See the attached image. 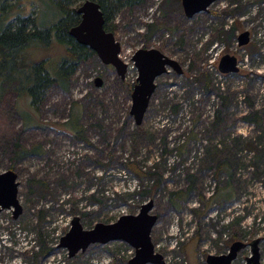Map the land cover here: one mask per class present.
Returning <instances> with one entry per match:
<instances>
[{"label": "rangeland", "instance_id": "374dc122", "mask_svg": "<svg viewBox=\"0 0 264 264\" xmlns=\"http://www.w3.org/2000/svg\"><path fill=\"white\" fill-rule=\"evenodd\" d=\"M37 3L0 0V31L19 24L17 15L35 13ZM149 24L156 30L146 40ZM114 28L129 66L125 79L92 56L71 76L69 91L51 87L33 110L6 84L9 70L0 76V172H17L23 207L17 218L13 208L0 213V264H129L136 250L125 241L91 244L71 257L61 239L75 218L89 230L138 214L148 202L158 216L151 236L164 264H208V255L227 253L235 241L246 245L233 264H248L255 246L264 264V0H216L209 12L192 18L182 0H149L121 11ZM246 30L250 41L240 46L238 36ZM152 47L184 72L169 67L156 79L138 126L130 114L132 92L122 81L137 83L132 56ZM54 53L32 42L16 72L25 79L40 58ZM225 54L237 57L238 72H220ZM204 73L208 88L191 82ZM74 102L82 106L88 142L59 130ZM28 112L39 125L25 127L19 113ZM33 145L41 152L16 156ZM218 160L228 161L219 176ZM129 161L149 175L138 178L124 165ZM144 189L148 193L141 194ZM176 191L186 196L177 201ZM217 191H232V200L208 207ZM43 246L50 252L37 255Z\"/></svg>", "mask_w": 264, "mask_h": 264}, {"label": "water", "instance_id": "95a60500", "mask_svg": "<svg viewBox=\"0 0 264 264\" xmlns=\"http://www.w3.org/2000/svg\"><path fill=\"white\" fill-rule=\"evenodd\" d=\"M216 0H182L185 15L192 18L198 13L209 12L210 6ZM81 21L70 29V35L81 45L91 48L101 61L112 65L118 75L126 78L128 64L120 57L121 43L115 34L105 28V18L100 5L94 0H85L78 7ZM239 45H246L250 41L249 31L241 32L238 36ZM138 71L137 83L132 91V105L130 114L136 125L144 121L150 100L157 88L156 79L166 73L169 67L179 74L184 71L180 63L157 48H139L132 56ZM221 73L238 72L239 62L235 55L225 54L219 62ZM97 79V85L101 84ZM20 181L13 169L0 172V213L4 209L13 208V216L17 218L23 210L18 198ZM153 203L141 206L138 214H124L113 223H97L94 228H83L79 218L72 221L70 230L61 239V247H67L73 257L79 251L86 250L91 244H107L113 241H125L135 248V255L129 264H164V255L155 251L152 241V230L158 221V216L150 213ZM246 244L235 241L225 254H210L208 264H233L239 251ZM254 246L256 243L253 244ZM248 264H262L258 248L255 246L253 254L247 258Z\"/></svg>", "mask_w": 264, "mask_h": 264}, {"label": "trees", "instance_id": "16d2710c", "mask_svg": "<svg viewBox=\"0 0 264 264\" xmlns=\"http://www.w3.org/2000/svg\"><path fill=\"white\" fill-rule=\"evenodd\" d=\"M83 1L85 0H34V3L38 2V10L35 13L31 12L25 16L17 15L13 20L18 21L19 24H12V21L0 31V76L3 74L2 72L4 70H9V78L6 79L8 80L6 84L12 86L14 93H16L17 100H19V98H25L27 100L30 109L36 110V102H40L46 92L53 86H59L63 90L69 91L70 78L79 65L96 55L91 48L78 43L69 32L73 26L81 21V15L77 10ZM94 1L100 5V9L103 12L105 28L114 33V21L121 11L125 9L131 11L137 7L144 6L149 0ZM149 27V31L143 35L146 40L150 39L156 30L154 24H149ZM235 29V25H231L228 35L233 36L236 31ZM32 42L39 46L47 45L49 48L53 47L56 54L54 53V57L50 55L49 57L40 58L39 61L34 64L31 73L27 74L25 79H22L24 76H19L16 72V66L18 61L22 59L23 48ZM190 70H188V72H190ZM201 76H203V79H201ZM201 76L198 78L196 77L194 81L191 82L202 83L204 81L206 88H208L209 80L204 79L206 74L204 73V75ZM122 84L123 86H127L129 90L128 94L132 92L133 86L135 85H131L126 81H122ZM19 87L23 94L19 92ZM26 90H28V94ZM225 100L228 102L227 99ZM28 113H30L29 116L24 115V113H19L24 119L25 127L34 124L39 125L38 122L35 123V116H33L31 112ZM220 113L221 111L218 110V118ZM82 118V106L78 102H74L70 108L67 120L58 124L59 130L66 132L76 139L88 142L84 134L85 130ZM39 149V145H33L32 148L21 147L15 152L17 157H22L34 152H41ZM227 162L226 160H218V168L216 170L217 176L226 168ZM124 165L140 179L149 175V173L143 171L134 161L124 163ZM10 168H13V166ZM232 168L233 166L229 165L228 175L230 176L233 174L231 171ZM145 193H148V191L145 189L141 191V194ZM178 196L185 197L186 193L183 191H181V193L176 191L174 193V198L177 201ZM231 196L232 191L227 194H221L220 191H217V193H214L209 199L207 206L209 207L216 202H229L232 200ZM177 201L176 204H178ZM202 201H204L203 198ZM49 252L50 249L43 246L42 250L37 255L46 256Z\"/></svg>", "mask_w": 264, "mask_h": 264}, {"label": "built area", "instance_id": "2783aa9c", "mask_svg": "<svg viewBox=\"0 0 264 264\" xmlns=\"http://www.w3.org/2000/svg\"><path fill=\"white\" fill-rule=\"evenodd\" d=\"M134 66V65H133Z\"/></svg>", "mask_w": 264, "mask_h": 264}]
</instances>
